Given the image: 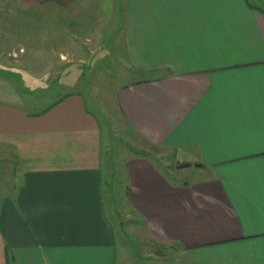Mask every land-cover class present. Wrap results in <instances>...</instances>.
Returning a JSON list of instances; mask_svg holds the SVG:
<instances>
[{"label": "crops", "instance_id": "0c3cea01", "mask_svg": "<svg viewBox=\"0 0 264 264\" xmlns=\"http://www.w3.org/2000/svg\"><path fill=\"white\" fill-rule=\"evenodd\" d=\"M16 1L82 13L78 0ZM121 3L117 36L142 76L116 92L123 118L207 172L171 180L153 159L127 158V216L171 246L168 264H264V0ZM55 102L33 115L0 99V144L21 173L0 190V264H115L101 123L79 92Z\"/></svg>", "mask_w": 264, "mask_h": 264}, {"label": "rangeland", "instance_id": "374dc122", "mask_svg": "<svg viewBox=\"0 0 264 264\" xmlns=\"http://www.w3.org/2000/svg\"><path fill=\"white\" fill-rule=\"evenodd\" d=\"M74 6L82 13H58L53 5L25 10L16 0H0V99L35 113L68 91L79 92L101 123V188L115 264H168L171 246L149 242L142 222L127 216L125 161L145 150L171 180H196L207 172L195 162L177 168L190 158L184 151L146 141L123 118L116 92L142 76L129 67L117 36L121 0H78ZM19 169L12 149L0 144V190L15 189Z\"/></svg>", "mask_w": 264, "mask_h": 264}, {"label": "trees", "instance_id": "16d2710c", "mask_svg": "<svg viewBox=\"0 0 264 264\" xmlns=\"http://www.w3.org/2000/svg\"><path fill=\"white\" fill-rule=\"evenodd\" d=\"M54 104H56V102H55V103H52L51 105H49L48 107L44 108L43 110L38 111V112H35V113H32V114H33V115H38V114H41V113H45V112H47L49 109H51V108L54 106ZM148 154H149V153L146 152L145 150H141L139 155H141V156H147V157H148Z\"/></svg>", "mask_w": 264, "mask_h": 264}, {"label": "water", "instance_id": "95a60500", "mask_svg": "<svg viewBox=\"0 0 264 264\" xmlns=\"http://www.w3.org/2000/svg\"><path fill=\"white\" fill-rule=\"evenodd\" d=\"M186 166H189V163H188V162L179 161V162L176 163V167H177V168H180V167H186ZM195 166H196V167H199V166H201V164L198 163V162H195Z\"/></svg>", "mask_w": 264, "mask_h": 264}]
</instances>
